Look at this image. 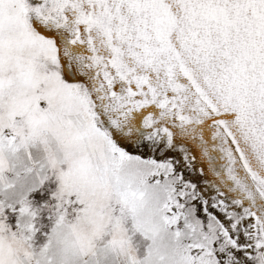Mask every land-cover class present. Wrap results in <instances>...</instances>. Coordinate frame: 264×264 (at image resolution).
Returning a JSON list of instances; mask_svg holds the SVG:
<instances>
[{"label":"snow or ice","instance_id":"6c2138e0","mask_svg":"<svg viewBox=\"0 0 264 264\" xmlns=\"http://www.w3.org/2000/svg\"><path fill=\"white\" fill-rule=\"evenodd\" d=\"M0 264H264V0H0Z\"/></svg>","mask_w":264,"mask_h":264}]
</instances>
